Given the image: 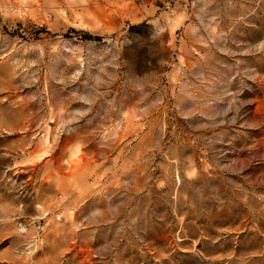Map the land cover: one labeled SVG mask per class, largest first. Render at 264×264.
<instances>
[{
    "label": "rangeland",
    "instance_id": "rangeland-1",
    "mask_svg": "<svg viewBox=\"0 0 264 264\" xmlns=\"http://www.w3.org/2000/svg\"><path fill=\"white\" fill-rule=\"evenodd\" d=\"M0 264H264V0H0Z\"/></svg>",
    "mask_w": 264,
    "mask_h": 264
}]
</instances>
